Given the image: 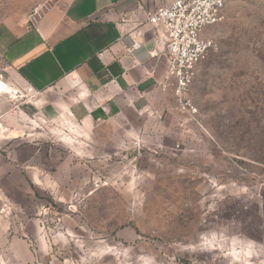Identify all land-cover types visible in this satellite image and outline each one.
Returning <instances> with one entry per match:
<instances>
[{
  "label": "rangeland",
  "instance_id": "rangeland-1",
  "mask_svg": "<svg viewBox=\"0 0 264 264\" xmlns=\"http://www.w3.org/2000/svg\"><path fill=\"white\" fill-rule=\"evenodd\" d=\"M59 1L0 0V26ZM224 16L182 101L88 126L55 88L0 142V264H264V0Z\"/></svg>",
  "mask_w": 264,
  "mask_h": 264
},
{
  "label": "crops",
  "instance_id": "crops-1",
  "mask_svg": "<svg viewBox=\"0 0 264 264\" xmlns=\"http://www.w3.org/2000/svg\"><path fill=\"white\" fill-rule=\"evenodd\" d=\"M173 0H65L37 26H0V73L25 98L0 97V142L27 140L33 117L55 88L73 123L93 125L139 115L171 89L163 47L144 12ZM134 44L139 48L134 49Z\"/></svg>",
  "mask_w": 264,
  "mask_h": 264
},
{
  "label": "built area",
  "instance_id": "built-area-1",
  "mask_svg": "<svg viewBox=\"0 0 264 264\" xmlns=\"http://www.w3.org/2000/svg\"><path fill=\"white\" fill-rule=\"evenodd\" d=\"M228 0H173L167 5L144 12L145 22L154 30V41L163 47L166 60V76L160 89H171L180 101L195 76L196 67L208 56L212 41L203 34L209 27L224 20ZM51 6L41 5L27 17V24L37 26ZM134 49L139 48L134 44ZM30 91L22 93L10 86L0 73V97L11 101L25 98Z\"/></svg>",
  "mask_w": 264,
  "mask_h": 264
}]
</instances>
